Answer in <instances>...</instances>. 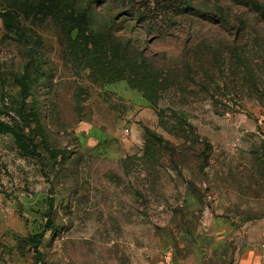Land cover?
Wrapping results in <instances>:
<instances>
[{"label":"rangeland","instance_id":"obj_1","mask_svg":"<svg viewBox=\"0 0 264 264\" xmlns=\"http://www.w3.org/2000/svg\"><path fill=\"white\" fill-rule=\"evenodd\" d=\"M179 1L0 0V264H264V0ZM83 11L157 104L74 58Z\"/></svg>","mask_w":264,"mask_h":264},{"label":"trees","instance_id":"obj_2","mask_svg":"<svg viewBox=\"0 0 264 264\" xmlns=\"http://www.w3.org/2000/svg\"><path fill=\"white\" fill-rule=\"evenodd\" d=\"M101 3L107 0H99ZM115 4L126 8V13L135 20H146L147 10L150 9V3L155 5L153 10L158 14L167 15L170 11L179 10L175 13H185L190 10L189 2L183 3L179 0H112ZM148 1V2H147ZM149 16V15H148ZM93 19L86 12L70 13L67 24L70 26V32L75 31V37L68 38V45L76 60H81L84 67L91 68L99 80L104 82H114L125 80L130 88L137 89L142 96L152 105L157 104L159 98L166 92L170 86V78L167 74L158 75L152 63L147 61L144 53L138 51L128 53L126 48H116L110 46L105 36L95 35L91 28ZM77 98V95H76ZM77 100V99H76ZM159 122L161 124V116ZM40 115L35 118L39 123ZM188 124V123H186ZM4 130H9L7 125H1ZM147 139L144 143V153L149 151V145L152 143L159 145H168L161 135L155 133L149 128L145 129ZM149 137L153 142H149ZM264 156V154H263ZM37 236H31L30 242L34 251L39 255Z\"/></svg>","mask_w":264,"mask_h":264},{"label":"built area","instance_id":"obj_3","mask_svg":"<svg viewBox=\"0 0 264 264\" xmlns=\"http://www.w3.org/2000/svg\"><path fill=\"white\" fill-rule=\"evenodd\" d=\"M125 132L127 133L128 132V129H125ZM263 137H264V130H263Z\"/></svg>","mask_w":264,"mask_h":264},{"label":"crops","instance_id":"obj_4","mask_svg":"<svg viewBox=\"0 0 264 264\" xmlns=\"http://www.w3.org/2000/svg\"><path fill=\"white\" fill-rule=\"evenodd\" d=\"M257 264H261V263L258 262Z\"/></svg>","mask_w":264,"mask_h":264}]
</instances>
